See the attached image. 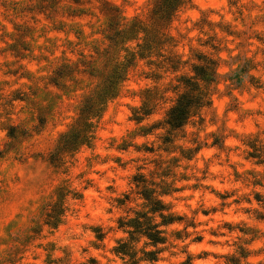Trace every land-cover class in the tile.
Masks as SVG:
<instances>
[{"label": "rangeland", "instance_id": "rangeland-1", "mask_svg": "<svg viewBox=\"0 0 264 264\" xmlns=\"http://www.w3.org/2000/svg\"><path fill=\"white\" fill-rule=\"evenodd\" d=\"M156 8L0 0V264H264V0ZM205 58L211 103L170 131ZM144 189L164 244L128 234Z\"/></svg>", "mask_w": 264, "mask_h": 264}, {"label": "trees", "instance_id": "trees-1", "mask_svg": "<svg viewBox=\"0 0 264 264\" xmlns=\"http://www.w3.org/2000/svg\"><path fill=\"white\" fill-rule=\"evenodd\" d=\"M187 0H157V8L154 12L157 22L163 26L168 23L172 15L186 2ZM216 63L212 59H204L201 65L193 67L194 76L183 78L185 91L178 97L176 103L170 108L166 115L165 124L170 128V131L181 130L195 116H199L203 108L211 103L210 87L216 79ZM143 199L146 201L148 212L138 213L137 216L126 223V226L131 230L128 234L131 240L135 236L140 235L147 238L154 246L164 244L166 241L165 232L160 229L159 224H155L154 218L151 215L158 214L161 219V225L167 226L174 222L172 215H166L167 210L165 204L154 197V192L144 189L141 192ZM129 246L122 244L117 252L128 254ZM159 250L147 252L145 259L148 261H157Z\"/></svg>", "mask_w": 264, "mask_h": 264}]
</instances>
